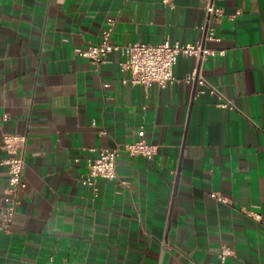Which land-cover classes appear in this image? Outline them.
I'll use <instances>...</instances> for the list:
<instances>
[{
  "label": "crops",
  "instance_id": "crops-1",
  "mask_svg": "<svg viewBox=\"0 0 264 264\" xmlns=\"http://www.w3.org/2000/svg\"><path fill=\"white\" fill-rule=\"evenodd\" d=\"M216 5L218 41L204 42L215 55L180 56L161 88L123 83L117 53L96 65L75 50L110 19L115 45L195 43L202 0H0V141L26 137L0 264H264V0ZM194 70L218 94L183 80ZM141 130L157 153L121 150L94 197L88 160ZM5 157L0 147V199Z\"/></svg>",
  "mask_w": 264,
  "mask_h": 264
},
{
  "label": "built area",
  "instance_id": "built-area-1",
  "mask_svg": "<svg viewBox=\"0 0 264 264\" xmlns=\"http://www.w3.org/2000/svg\"><path fill=\"white\" fill-rule=\"evenodd\" d=\"M219 0H202L205 12V23L199 30L202 38L195 43H171L164 41L160 44L150 45L145 43H131L120 46L111 41L114 21L108 20L106 28L102 29L100 41L97 44L89 45L83 49H76L78 56L88 59L93 64H103L107 56L117 53L120 56L118 68L125 74L123 83L131 85H142L148 87L152 84L164 88L168 84H173L177 79L173 75V68L178 58L193 57L200 62L206 61L215 55V51L205 47V41H218L214 23H219L223 18V11L216 5ZM222 54V53H220ZM187 83H195L200 87L199 92L206 90L209 94H218L216 89L206 84L204 78L198 75L197 71L187 73L183 79ZM218 107L231 108L230 101L217 103ZM137 139L125 143L121 149L99 150L88 160L87 173L82 177L81 182L90 188L92 195H98V180L112 181L117 179L116 160L120 151L127 153L129 157H143L151 159L157 153V146L148 143L144 137V131L137 133ZM25 135L3 134L1 136L0 147L6 154L3 164L7 168L8 185L4 195L0 199V229L9 233L14 220L16 207L19 204L18 192L25 187L22 179L24 169V146ZM121 184H125L122 182ZM212 198L218 202H225L219 194H211ZM255 220L257 215L253 212L247 213ZM232 255V251L227 246H222L217 254L221 263Z\"/></svg>",
  "mask_w": 264,
  "mask_h": 264
}]
</instances>
